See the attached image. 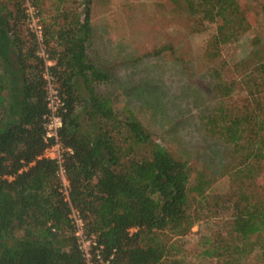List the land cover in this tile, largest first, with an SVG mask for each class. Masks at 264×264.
Segmentation results:
<instances>
[{
    "label": "trees",
    "instance_id": "16d2710c",
    "mask_svg": "<svg viewBox=\"0 0 264 264\" xmlns=\"http://www.w3.org/2000/svg\"><path fill=\"white\" fill-rule=\"evenodd\" d=\"M27 1L39 13L50 11L42 25L47 57L40 54L36 32L25 31ZM177 3L195 32L206 22L216 24L211 41L216 47L238 41L253 24L241 0ZM92 4L0 0V264H88L72 207L97 242L95 264H185L190 252L180 238L194 225V204L208 200L210 183L199 179L193 185L190 160L158 141L136 110L116 107L108 92L113 74L91 51ZM173 51L164 44L146 55ZM235 69L239 78L226 79L222 68L210 67L208 89L217 101L202 111L201 128L232 146L240 159L234 173L250 179L264 158V46L251 50ZM46 74L64 102L59 135L72 148L64 160L69 199L61 190L58 162L43 156ZM214 202V214L221 205L231 209L232 234L204 243L202 253L230 264L256 249L264 257V242L254 239L264 233V203L246 191L216 196Z\"/></svg>",
    "mask_w": 264,
    "mask_h": 264
},
{
    "label": "rangeland",
    "instance_id": "374dc122",
    "mask_svg": "<svg viewBox=\"0 0 264 264\" xmlns=\"http://www.w3.org/2000/svg\"><path fill=\"white\" fill-rule=\"evenodd\" d=\"M241 4L253 24L238 41L219 47L211 44L216 24L206 22L204 30L195 32L177 0H93L91 6V51L113 74L108 92L116 107L136 110L158 141L174 155L190 160L193 185L199 179L210 183L208 200L194 204V225L180 238L190 252L185 264H230L223 257L202 253L204 243L214 244L219 237L232 234L231 209L221 205L217 214L212 211L216 196L225 199L229 193L246 191L253 200L264 203V158L253 177H238L234 171L240 159L232 146L209 138L201 128L202 111L217 101L214 91L208 89L213 80L210 67L222 68L220 74L226 79H238L235 64L254 48L264 46V0H241ZM26 6L34 16L29 21L26 18L24 27L29 32L27 27L31 29L37 21L44 25L50 11L39 13L30 1ZM164 44H171L173 53L146 55ZM209 50L219 55L211 56ZM43 52L45 44L40 48L41 55ZM176 238L167 235L170 241ZM254 239L264 242V233ZM259 252L244 255L239 264H264Z\"/></svg>",
    "mask_w": 264,
    "mask_h": 264
},
{
    "label": "built area",
    "instance_id": "2783aa9c",
    "mask_svg": "<svg viewBox=\"0 0 264 264\" xmlns=\"http://www.w3.org/2000/svg\"><path fill=\"white\" fill-rule=\"evenodd\" d=\"M27 8L29 7L26 6V12L28 14L27 20L29 21L33 15L27 11ZM35 14H36V17H38L37 13ZM38 23L39 21L35 22L32 26L30 24L29 25L31 27V30H34L36 32V35L43 46L42 26L41 24L39 25ZM42 55L44 57H47L45 52H43ZM46 78L48 79L47 100H48L49 111L46 114L44 139L48 143V146L46 147L43 153V156L54 159L58 162V165H59L58 177L60 178V181H61V190L63 194L65 195L66 199H69L68 194H69L70 183L66 175V169L64 167V160L67 155L72 153V148L65 146L63 142L61 141L60 135H59V131L63 125L61 110L63 109L64 102L52 78L48 74H46ZM70 216L75 226V235L78 238L79 246L82 252L84 253V256L86 257L88 264H95L93 261L92 247L96 245L97 242L95 241L93 236L89 237L87 235L86 230H85L84 218L82 217L81 212L77 208L72 207ZM134 230H136V228H132L130 231H134ZM100 256L101 255L98 253L96 257L100 258ZM101 264H109V263L102 261Z\"/></svg>",
    "mask_w": 264,
    "mask_h": 264
}]
</instances>
